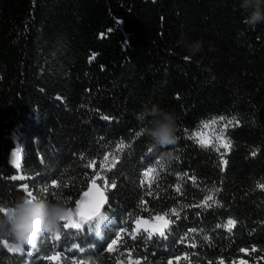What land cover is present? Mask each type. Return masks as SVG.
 <instances>
[{
	"label": "trees",
	"instance_id": "1",
	"mask_svg": "<svg viewBox=\"0 0 264 264\" xmlns=\"http://www.w3.org/2000/svg\"><path fill=\"white\" fill-rule=\"evenodd\" d=\"M245 15L239 0H0V204L74 212L94 181L108 200L99 238L95 219L62 222L22 252L0 239V264H264V23ZM153 105L175 114V145L143 131ZM157 216L163 235L133 233Z\"/></svg>",
	"mask_w": 264,
	"mask_h": 264
},
{
	"label": "clouds",
	"instance_id": "2",
	"mask_svg": "<svg viewBox=\"0 0 264 264\" xmlns=\"http://www.w3.org/2000/svg\"><path fill=\"white\" fill-rule=\"evenodd\" d=\"M239 8L246 13L245 24L250 28L264 23V0H239ZM191 56L203 49V41L195 40L184 44ZM145 124L143 131L150 137L154 146L167 148L177 143V118L171 111L158 105L145 106L137 116ZM166 156L162 155L161 159ZM0 239H10L9 247L15 252L24 248H34L41 234H56L60 231L70 209L62 200L44 199L35 195H23L10 205L0 204ZM108 219L106 213L99 214L94 220L96 237L102 235L103 223ZM86 264H101L99 257H86Z\"/></svg>",
	"mask_w": 264,
	"mask_h": 264
},
{
	"label": "snow or ice",
	"instance_id": "3",
	"mask_svg": "<svg viewBox=\"0 0 264 264\" xmlns=\"http://www.w3.org/2000/svg\"><path fill=\"white\" fill-rule=\"evenodd\" d=\"M107 119V118H105ZM193 135H197L196 133H193ZM122 146V145H121ZM17 155V160H18V154ZM253 155H255V153H253ZM17 166L18 163H17ZM147 175V173H146ZM52 187L56 188L58 187V183L57 181L53 180L52 181ZM261 187H264V185H261ZM47 191V189H45ZM30 195V193H29ZM85 196L88 195V193L84 194ZM103 203V196L101 195L100 200L93 206V207H89L88 209L84 210L81 208V201L77 202V207L75 212H73L72 210L69 211V215L65 220V223H63L62 227L64 229H69V228H74V229H81L83 224L88 223L89 221H91L93 219V217H95L96 215L99 214L100 212V208L102 206ZM0 211L2 212H6L7 209H0ZM157 220H163V217L157 216L156 217ZM146 223V221H145ZM167 221H164L163 227H167ZM234 222L232 220L228 221V225H226V227H230ZM161 235H163V232H161ZM54 239L56 241H59L61 239V236L59 233L54 234ZM117 241L113 240L109 245H108V251L111 252L113 250V247L116 245ZM5 247H8L9 251L11 252H15L12 248L9 247V245L7 244V242L5 241ZM241 251H244L243 249H241ZM22 252V251H21ZM60 256V253L57 252L54 256H47L45 257L47 260L49 261H56L57 257ZM65 259V264H66V258ZM73 264H75V261H73Z\"/></svg>",
	"mask_w": 264,
	"mask_h": 264
},
{
	"label": "water",
	"instance_id": "4",
	"mask_svg": "<svg viewBox=\"0 0 264 264\" xmlns=\"http://www.w3.org/2000/svg\"><path fill=\"white\" fill-rule=\"evenodd\" d=\"M85 193H88V195L85 196L84 195ZM101 195L103 196V203H102V206H101L100 212H99V214H101L105 210V208L108 204V200H107V196L105 194L104 189L99 185L98 182H95V181L92 182L88 186V188L80 195L78 201H81V208L86 210L89 207H93L100 200ZM77 202L75 205L74 212H75L76 207H77ZM98 215L93 217V219H95ZM164 221H165L164 219L163 220H156L155 226H156V230L159 234H161V232L165 233L169 228V223H167V227H163Z\"/></svg>",
	"mask_w": 264,
	"mask_h": 264
},
{
	"label": "rangeland",
	"instance_id": "5",
	"mask_svg": "<svg viewBox=\"0 0 264 264\" xmlns=\"http://www.w3.org/2000/svg\"><path fill=\"white\" fill-rule=\"evenodd\" d=\"M11 160L14 161V157L11 156ZM146 221V223H145ZM140 231H144L146 232V234L148 236H152V235H158L159 233L157 232L156 228H155V223L149 221L148 219L145 218H140L138 219L135 223H134V227H133V233L137 234ZM234 264H238V263H234Z\"/></svg>",
	"mask_w": 264,
	"mask_h": 264
}]
</instances>
